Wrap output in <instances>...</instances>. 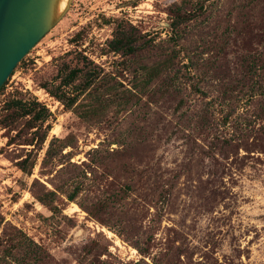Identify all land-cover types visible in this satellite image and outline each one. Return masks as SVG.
I'll return each instance as SVG.
<instances>
[{"label":"rangeland","instance_id":"rangeland-1","mask_svg":"<svg viewBox=\"0 0 264 264\" xmlns=\"http://www.w3.org/2000/svg\"><path fill=\"white\" fill-rule=\"evenodd\" d=\"M74 69L68 97L96 79L67 109ZM6 83L0 120L14 96L53 115L42 150L0 125V212L49 264H264V0H74Z\"/></svg>","mask_w":264,"mask_h":264},{"label":"trees","instance_id":"trees-1","mask_svg":"<svg viewBox=\"0 0 264 264\" xmlns=\"http://www.w3.org/2000/svg\"><path fill=\"white\" fill-rule=\"evenodd\" d=\"M172 16V27L176 31L186 22L187 17L182 14V6H177L173 11ZM122 45L123 44L119 45L113 43L111 48L113 51L117 52L122 49H125L128 53L134 52V47L131 43H128L125 48L122 47ZM82 72H84L83 69L71 70L64 81L60 83L59 89L53 91V96L63 102L67 109H71L76 105L79 93L86 92L96 79V76L88 75L86 81L88 86L85 85L84 88H81L77 95L68 97L67 93L63 91L62 88L73 83ZM151 78H153V76ZM3 90L4 87L0 90V93ZM2 112L0 125L3 129L11 132L16 131L24 121V128L19 131L15 137L10 138L9 145L34 146L35 148L38 146L41 150L43 149V144L46 142L49 136V131L52 128L51 119L53 118L52 113L45 105L40 103L35 98L14 96L6 101L2 108ZM43 129L44 133L40 135V130ZM24 130H34L32 131L33 136L17 141V136H19V134ZM39 135L40 137L36 139L35 136ZM36 140H38L37 143ZM57 141L60 140L53 138L50 142L42 161L43 168L49 166V162L54 160L57 154H62V157L65 156L63 154V149L66 148L67 145L63 143L60 149H58V153H56L54 145ZM38 143L39 145H37ZM69 154L71 153H68L67 155ZM30 156L31 153L18 163L23 172L27 173L28 171L27 165L30 162ZM78 193L79 190L76 189L73 193L67 195V199L71 202L76 200ZM50 196H55V193L48 191L45 198H38L44 205L52 206L53 203H51L52 200ZM50 258L51 257L48 251L43 245L36 242L21 228L7 221L6 217L0 212V264H49L51 261Z\"/></svg>","mask_w":264,"mask_h":264},{"label":"water","instance_id":"water-1","mask_svg":"<svg viewBox=\"0 0 264 264\" xmlns=\"http://www.w3.org/2000/svg\"><path fill=\"white\" fill-rule=\"evenodd\" d=\"M73 1L0 0V90L25 56L63 19Z\"/></svg>","mask_w":264,"mask_h":264},{"label":"bare ground","instance_id":"bare-ground-1","mask_svg":"<svg viewBox=\"0 0 264 264\" xmlns=\"http://www.w3.org/2000/svg\"><path fill=\"white\" fill-rule=\"evenodd\" d=\"M65 6V2H63L62 8Z\"/></svg>","mask_w":264,"mask_h":264}]
</instances>
